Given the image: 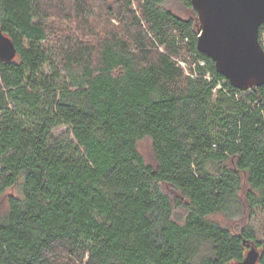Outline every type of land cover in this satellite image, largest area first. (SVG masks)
<instances>
[{"label":"trees","instance_id":"obj_1","mask_svg":"<svg viewBox=\"0 0 264 264\" xmlns=\"http://www.w3.org/2000/svg\"><path fill=\"white\" fill-rule=\"evenodd\" d=\"M198 29L190 0H0L16 48L0 61V197L18 190L0 264H236L252 247L264 264V84L231 86ZM246 212L259 230L213 219Z\"/></svg>","mask_w":264,"mask_h":264},{"label":"water","instance_id":"obj_2","mask_svg":"<svg viewBox=\"0 0 264 264\" xmlns=\"http://www.w3.org/2000/svg\"><path fill=\"white\" fill-rule=\"evenodd\" d=\"M197 15V50L234 88L245 91L264 84V49L259 27L264 24V0H190ZM16 57L12 40L0 31V61ZM260 254L250 248L236 264H256Z\"/></svg>","mask_w":264,"mask_h":264},{"label":"rangeland","instance_id":"obj_3","mask_svg":"<svg viewBox=\"0 0 264 264\" xmlns=\"http://www.w3.org/2000/svg\"><path fill=\"white\" fill-rule=\"evenodd\" d=\"M169 7H170V9L175 11V13H177L181 17H188L191 15V13L188 10L184 9L176 1L169 4ZM56 131L58 133L64 132L65 128L62 127V128L57 129ZM137 149L140 152V154L142 155V157L144 158V160L148 164H150V165L155 164L152 149H151V142L148 138H145V139L139 141L137 144ZM161 189H162L163 193L165 195L169 196L170 199L172 200V203L174 205V207H173V218H174V220L178 221V222H182V220L184 219V216H185V210L181 206L175 205L176 199L179 197L178 192L173 187H171L169 185H165V184L161 185ZM17 193H18L17 188L9 189L5 192V195L3 197H0V213L6 209V198H7V196L8 195H14ZM213 219H215L217 222L221 223L222 225L229 227L234 232H237L239 229L243 228L244 226H246L248 224L255 226L256 227L255 229L259 230V227H258L259 222L261 224V220L259 217H258V219H256V218L251 219L248 212H246L243 216L238 215V216L231 217L230 219L226 218L222 214H219V215H216L215 217H213ZM259 251L261 252L260 249H259ZM256 264H259V261L256 262Z\"/></svg>","mask_w":264,"mask_h":264}]
</instances>
